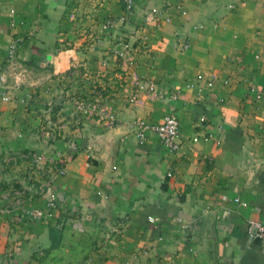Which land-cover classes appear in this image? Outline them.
Returning <instances> with one entry per match:
<instances>
[{
	"label": "crops",
	"instance_id": "crops-1",
	"mask_svg": "<svg viewBox=\"0 0 264 264\" xmlns=\"http://www.w3.org/2000/svg\"><path fill=\"white\" fill-rule=\"evenodd\" d=\"M2 73L0 264H264L247 234L264 223V0H0ZM134 76L156 95L131 102ZM169 112L178 151L136 139ZM48 183L55 217L20 218Z\"/></svg>",
	"mask_w": 264,
	"mask_h": 264
},
{
	"label": "built area",
	"instance_id": "built-area-1",
	"mask_svg": "<svg viewBox=\"0 0 264 264\" xmlns=\"http://www.w3.org/2000/svg\"><path fill=\"white\" fill-rule=\"evenodd\" d=\"M124 2V10L129 12L134 7V0H123ZM232 5H229L231 7ZM182 13H185L184 10H182ZM123 20V18L119 19ZM13 21H11V25H13ZM117 20L115 19H107L102 24L103 30H110L115 29ZM18 42V39H15L10 42L8 46V52L7 57L9 60V64L12 63L11 59L14 57L15 50H16V44ZM114 54L117 57V59L120 62L121 68L124 72L128 71L130 68H132L135 64V60L133 55L131 54V44L130 42L124 39H121L118 42V47L114 50ZM11 66V64H10ZM6 78V73H2L0 75V81H4ZM133 85H134V92L129 96V100L131 102H142L145 98H150L151 96H155L157 92V86L155 82L152 80L145 79L143 77H133ZM212 84L209 83V86ZM142 94V95H141ZM5 100L9 99V96L6 95L3 97ZM169 98L173 100L175 98V95L172 96L169 95ZM84 104L82 100L76 101V106L79 109H84ZM204 118H201V121H203ZM117 121V117L114 113H108L105 118V124L104 126L107 128H110L113 126V124ZM135 126V137L138 141H144L147 138L148 133H152L156 139L161 143L162 147L167 152H176L181 147V124L177 116L173 112L167 113L159 123H147L141 119H137L134 121ZM192 141H197V138H192ZM42 154L37 155V161L41 162L42 160ZM58 172L60 175L65 174V168L59 167ZM52 184H47V190L45 193V201L43 206L41 207H32L30 209H24L20 213V218L23 220L28 221H39V220H51L55 217L58 209L57 204V193L52 189ZM232 200L237 203L240 206L246 207L247 202L241 200L238 196L232 198ZM15 209L13 206L6 205L1 211L9 212L11 210ZM148 220L150 222H156L157 218L149 216ZM247 234L249 237H255L264 239V223L259 220H250L248 221L247 226ZM162 240V238H159Z\"/></svg>",
	"mask_w": 264,
	"mask_h": 264
},
{
	"label": "trees",
	"instance_id": "trees-1",
	"mask_svg": "<svg viewBox=\"0 0 264 264\" xmlns=\"http://www.w3.org/2000/svg\"><path fill=\"white\" fill-rule=\"evenodd\" d=\"M49 232H50V236H51V239H52V247H55V246H57V243H58V241H57L58 237L56 238L58 232H57V230H55L53 228H50Z\"/></svg>",
	"mask_w": 264,
	"mask_h": 264
},
{
	"label": "water",
	"instance_id": "water-1",
	"mask_svg": "<svg viewBox=\"0 0 264 264\" xmlns=\"http://www.w3.org/2000/svg\"><path fill=\"white\" fill-rule=\"evenodd\" d=\"M42 61L44 62V58H42Z\"/></svg>",
	"mask_w": 264,
	"mask_h": 264
}]
</instances>
